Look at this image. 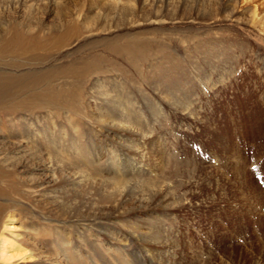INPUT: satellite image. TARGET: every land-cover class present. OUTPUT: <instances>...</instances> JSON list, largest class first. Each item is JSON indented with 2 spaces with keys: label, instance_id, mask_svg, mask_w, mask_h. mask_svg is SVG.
<instances>
[{
  "label": "rangeland",
  "instance_id": "374dc122",
  "mask_svg": "<svg viewBox=\"0 0 264 264\" xmlns=\"http://www.w3.org/2000/svg\"><path fill=\"white\" fill-rule=\"evenodd\" d=\"M259 19L264 0H0L2 38L38 40L0 49L23 79L0 110L11 262L264 264Z\"/></svg>",
  "mask_w": 264,
  "mask_h": 264
},
{
  "label": "bare ground",
  "instance_id": "6f19581e",
  "mask_svg": "<svg viewBox=\"0 0 264 264\" xmlns=\"http://www.w3.org/2000/svg\"><path fill=\"white\" fill-rule=\"evenodd\" d=\"M110 1V0H109ZM119 0H115V2H118ZM109 3H111V2H109ZM118 4V3H117ZM113 5V4H112ZM129 13H131V12H129ZM133 13H134V11H133ZM132 13V14H133ZM257 13V12H256ZM254 14H255V12H254ZM131 15V14H130ZM133 15H135V14H133ZM73 17V16H72ZM81 17V16H80ZM258 17V16H257ZM135 18V17H134ZM251 19L252 18H254V16L253 17H250ZM249 19V18H248ZM250 19V20H251ZM258 20V19H257ZM260 21L262 20V19H259ZM253 21V20H252ZM255 22H258V21H256V19L254 20ZM264 21V20H263ZM262 22V21H261ZM261 22H260V24H261ZM251 24H253L252 22H251ZM262 25L264 26V22H262ZM28 36H26V33H24V32H22L20 29L19 30H17L16 32H15V35H14V38H13V42H7L8 40L6 39V38H2V36L0 35V41H1V45H0V49L2 50L5 46H11V45H14L15 47H18V48H20V49H25L26 50V47H27V45H29V43L30 42H34V44H38V40H36V39H34V38H32V37H30L31 39H29V38H27ZM63 38V37H62ZM40 41V40H39ZM40 43V42H39ZM3 47V48H2ZM13 47V46H12ZM11 47V48H12ZM3 50H5V49H3ZM20 78V77H19ZM29 78V77H28ZM8 81V83L10 82V81H13L12 82V85H11V83H10V85L8 86L7 84V82H5V81ZM23 80V79H22ZM22 80H19L18 79V77H14V76H12V77H8L7 75L6 76H0V110H2V109H5V103L7 102V94L6 93H4V92H6L7 91V88L8 87H10V86H15V85H17L19 82H21ZM22 83V82H21ZM20 83V84H21ZM11 88V87H10ZM11 91V90H10ZM28 97V96H27ZM57 96L55 95V101L57 100ZM28 100V99H27ZM35 101V100H34ZM33 101V102H34ZM10 102H11V99H10ZM37 102V101H36ZM9 103V100H8V102H7V104ZM9 105H11V103H9ZM21 106H23V105H21ZM13 107V106H12ZM6 107V109H10L11 108V110L13 109V108H19V107ZM22 108V110L24 109V107H21ZM20 108V109H21ZM6 109L4 110V111H6ZM10 110V111H11ZM12 111H14V110H12ZM20 111V110H19ZM9 111H7V113H8ZM15 112V111H14ZM19 114V113H18ZM1 115V114H0ZM9 115V114H8ZM7 115V116H8ZM6 116V115H5ZM5 116H0V120L1 119H3V118H5ZM145 145V144H144ZM142 152V151H141ZM143 160V159H142ZM2 170V169H1ZM1 172V171H0ZM34 192V191H33ZM3 207H0V220H1V222H2V225H0V263L1 264H13V262H11V261H13L12 259L14 258V253L13 252H15V250H17V246H15V244H16V242H15V244H14V241L11 239L12 238V236H13V234H15V233H13V231L15 230V226L14 227H12V226H8V224H7V221L5 222V219H6V217L8 216V213L9 212H5V210L3 211V209H2ZM10 208V207H9ZM13 208V207H12ZM5 212V215H3V213ZM11 215V214H10ZM12 217H13V215H11ZM9 218H11L10 216H9ZM8 218V219H9ZM13 219V218H12ZM11 219V220H12ZM9 223V222H8ZM13 223V222H12ZM13 225V224H12ZM56 225V224H55ZM9 227H11V228H9ZM6 232H9V233H12V234H10V235H8ZM15 232V231H14ZM15 240V239H14ZM17 245V244H16ZM14 254V255H13ZM15 258H17V256H15Z\"/></svg>",
  "mask_w": 264,
  "mask_h": 264
}]
</instances>
